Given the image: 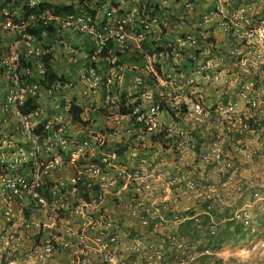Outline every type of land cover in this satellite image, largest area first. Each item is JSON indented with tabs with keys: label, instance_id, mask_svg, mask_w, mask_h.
<instances>
[{
	"label": "rangeland",
	"instance_id": "374dc122",
	"mask_svg": "<svg viewBox=\"0 0 264 264\" xmlns=\"http://www.w3.org/2000/svg\"><path fill=\"white\" fill-rule=\"evenodd\" d=\"M34 1L85 10L97 32L126 14L120 0ZM133 7L131 28L155 21L139 39L123 27L104 56L75 30L26 45L0 24V264H264V0ZM8 48L28 74L3 64ZM47 53L61 81H43ZM91 164L99 202L70 190Z\"/></svg>",
	"mask_w": 264,
	"mask_h": 264
},
{
	"label": "built area",
	"instance_id": "2783aa9c",
	"mask_svg": "<svg viewBox=\"0 0 264 264\" xmlns=\"http://www.w3.org/2000/svg\"><path fill=\"white\" fill-rule=\"evenodd\" d=\"M23 2H25V6H27V8H32L36 5V3L33 0H21ZM14 2V0H9V1H5L3 3L0 4V24H1V29L3 30H7L9 32H13V33H17L22 41L28 45V42L31 41L32 39H34L33 37H31L30 35L25 33V27L28 26L29 22L33 23L35 20L39 19L44 20L45 22L47 21H53L55 23V25L57 26L56 28V33H59L61 30H75L78 31L79 33L86 35L88 37H93L96 40V43L100 45V48L97 50V52L99 51H103V49L106 47V52L108 53V49L111 46L110 43V39H116L119 42H123L124 40L127 39V33L126 31L123 32V27H127L129 28V31L131 30H136L134 29L135 27H139V33H136V37L137 39L142 37V31L145 32L146 30H149V25H147L146 23H150V22H154V18H152L153 16L150 15V17L148 18V20L146 21H139V25L137 24L135 27L131 28V24L130 23H125L126 21H131L134 16H139V11L136 12V10L133 8H130L129 10H126V14H125V19H115L113 18V11L111 10V12H105L104 14V20L105 21H113L116 25V29L115 31H111L106 30V26L104 25L103 28L100 31H96L95 30V25H94V19L92 17L91 14H89L88 12H86L85 10L82 9H78V10H74V11H68L65 13H62L60 15H52L51 13H42L41 15L35 16V15H30L28 17H26V19H22L21 22L18 23H13L12 19L14 18L13 13H12V3ZM23 14V12H22ZM23 18V17H22ZM26 24V25H25ZM128 24V25H127ZM140 24L141 25L140 27ZM31 26V25H30ZM33 26V25H32ZM141 28V29H140ZM106 32L107 35H101V32ZM128 31V32H129ZM104 32V33H105ZM126 33V34H125ZM44 34V32L42 33ZM125 42V41H124ZM100 54V53H99ZM104 56V55H103ZM2 57H3V64L7 67L8 70H14V66H17V63L19 62V58L17 53L12 49V48H8L7 50H5L4 52H2ZM1 57V58H2ZM29 69H25L24 70V74H28ZM144 72H146V74H151L152 73V69L150 67V65L145 64L144 65ZM16 80V79H15ZM94 82L97 79H93ZM141 81L138 79L136 81V85H140ZM26 88V86H24ZM137 119L140 121V117L138 116ZM60 143H62V139L61 137L57 138ZM14 163L18 162V160L15 158ZM106 161L103 160L101 161V164H104ZM72 184L70 186V190L72 192V194L75 192L76 190V184L78 182L82 183V186L84 188H86L87 193L86 196L89 197L90 195L92 196L91 198L94 199V202H99L103 197L104 194L107 192L106 191V187L107 185L103 184V181H105V174L102 172V168L99 167V165L96 164H91L88 168V171L82 176L79 177V175L75 178L71 179ZM18 187H21L23 189L26 188L25 182L23 180L18 179ZM11 186V185H8ZM88 188V189H87ZM51 190V195H58L54 190ZM13 192L16 193V189H13ZM59 196V195H58ZM88 204L89 201L87 202ZM84 203V204H87ZM97 203H94V206L92 209L96 208L95 205ZM109 226V224H108ZM106 237L102 238V240H104ZM113 239H111L112 241ZM49 245L46 248V251H49ZM205 253H207V251H205ZM99 256V255H98ZM102 258L104 262L107 263H112L114 261V255L113 253H106L103 252L102 253Z\"/></svg>",
	"mask_w": 264,
	"mask_h": 264
},
{
	"label": "trees",
	"instance_id": "16d2710c",
	"mask_svg": "<svg viewBox=\"0 0 264 264\" xmlns=\"http://www.w3.org/2000/svg\"><path fill=\"white\" fill-rule=\"evenodd\" d=\"M71 7H52L51 5L47 4V3H39L37 5H35L32 8H27L25 5H22V17L23 19H26V17L30 16V15H41L44 11H49L52 12L51 14L53 15H59L61 13L64 12H68L71 11L70 10ZM57 13V14H56ZM14 23L17 22V20H13ZM33 26H26L25 28V33L30 35L31 37L34 38V40L36 39L37 41H42L45 40L47 42L48 46L49 44H51L53 41H55V38L58 37L59 35L65 31V30H61L59 33H56V28L57 26L55 25L54 22H45L44 20H35ZM42 32H44V38L42 37ZM46 48V47H45ZM47 50V49H45ZM49 53H47L44 57H43V68H44V73H43V81L46 82H53V81H61L60 77H57L55 75V73L50 69V64H49V60L50 57L48 55ZM106 54V47L103 49V53L102 55ZM19 63L20 66H22L24 69H28V63L21 57L19 58ZM24 81H29L31 79L29 78H23ZM41 81V84H43ZM24 86H28V85H24ZM34 109V104L32 102V100H27L23 103L22 106L18 107V111L21 115H27L29 114L32 110ZM73 112L75 113V115H79L80 114V110L79 109H73ZM208 216L204 217V221H208ZM193 222L192 221H186V224L191 225ZM232 226V222H228L227 223V227Z\"/></svg>",
	"mask_w": 264,
	"mask_h": 264
},
{
	"label": "crops",
	"instance_id": "0c3cea01",
	"mask_svg": "<svg viewBox=\"0 0 264 264\" xmlns=\"http://www.w3.org/2000/svg\"><path fill=\"white\" fill-rule=\"evenodd\" d=\"M70 2H73L72 0H69ZM138 0H126V1H124V0H120V6L121 7H123L124 9H126V10H129V8H128V5L129 4H131V5H133V2H137ZM45 2V1H44Z\"/></svg>",
	"mask_w": 264,
	"mask_h": 264
},
{
	"label": "clouds",
	"instance_id": "9594fccd",
	"mask_svg": "<svg viewBox=\"0 0 264 264\" xmlns=\"http://www.w3.org/2000/svg\"><path fill=\"white\" fill-rule=\"evenodd\" d=\"M33 1H34V0H33ZM34 2L36 3V1H34ZM37 4H39V3H36V5H37ZM26 7H27V6H26ZM65 7H71V5H68V6H65ZM70 10H71V11H74V10L72 9V7H71ZM76 10H78V9H76ZM46 12H47L48 14H49V13H52V12H49V11H44L43 13H46ZM86 12H87V11H86ZM64 13H65V12H64ZM56 14H57V13H56ZM61 14H62V13H61ZM89 14H91V13H89ZM52 15H53V14H52ZM59 15H60V14H59ZM91 15H92V14H91ZM13 20H14V19H12V21H13ZM48 22H53V21H47V23H48ZM13 23H14V22H13ZM16 23H18V20H17ZM33 24H34V23H33ZM25 28H26V27H25ZM67 31H68V30H67ZM42 33H43V32H42Z\"/></svg>",
	"mask_w": 264,
	"mask_h": 264
}]
</instances>
